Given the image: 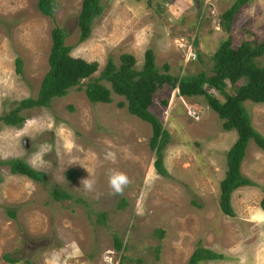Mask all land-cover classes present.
<instances>
[{
    "label": "rangeland",
    "instance_id": "374dc122",
    "mask_svg": "<svg viewBox=\"0 0 264 264\" xmlns=\"http://www.w3.org/2000/svg\"><path fill=\"white\" fill-rule=\"evenodd\" d=\"M35 2L0 0V114L20 98L36 95L48 66L52 26L63 29L71 55L97 61L92 76L108 57L118 64L123 52L131 53L139 68L148 48L158 71L208 72L222 37L231 33L236 42L259 40L264 33V0L243 4L229 31L219 17L232 0H99L101 12L83 40L76 23L81 0H56L51 16ZM189 43L192 60L185 59ZM254 59L264 63V53ZM81 80L48 105L21 109L24 117L17 125L0 120V264H187L196 246L223 254L197 264H264L259 206L264 150L248 140L239 171L254 184L231 191L234 214L226 215L218 206V181L236 132L221 127L203 95H179L166 83L153 92L148 108L168 131L161 149L165 173L160 174L148 143L150 123L119 106L124 97L112 91L109 102L89 101L83 91L86 78ZM225 89L232 91L229 83ZM243 104L251 125L264 136V102L246 99ZM12 158L42 171L43 180L10 172L3 161ZM68 168L76 172L72 179L64 174ZM111 170L131 178L123 196L111 194ZM88 177L96 181L95 192H86L81 183ZM52 188H63L71 197L56 199ZM5 208L14 209V216ZM101 212L104 218L97 220ZM113 235L121 241L119 250Z\"/></svg>",
    "mask_w": 264,
    "mask_h": 264
},
{
    "label": "trees",
    "instance_id": "16d2710c",
    "mask_svg": "<svg viewBox=\"0 0 264 264\" xmlns=\"http://www.w3.org/2000/svg\"><path fill=\"white\" fill-rule=\"evenodd\" d=\"M36 8L45 15H52L57 6L56 0H35ZM249 0H232L219 17L223 29L229 31L231 21L236 11ZM102 4L99 0H81L79 11L76 15L78 26V39L83 40L90 32L92 18L99 14ZM65 33L59 26L50 29V45L47 52V69L43 73L36 95L20 98L7 112L0 114V120L6 124H19L23 120L20 110L38 105H48L52 97L62 96L70 87H79L83 78V91L91 102H109L110 92L124 97L118 100L119 106L125 105L126 110L135 116L150 123L151 134L148 139L149 146L153 149V165L155 169L164 174L161 149L168 140V131L162 126L159 118L149 110L153 92L164 83L171 88L176 87L180 95L190 96L201 94L208 106L214 110L221 119V127L225 130L234 129L236 137L226 150V168L223 177L218 181V206L220 210L229 216L234 214L230 204V193L241 185H252L254 182L239 171V163L244 155L245 147L249 139L264 150V136L251 125L248 113L243 101L264 102V63L255 62V57L264 53V33L257 40L255 37L240 38L237 42L231 37V33L219 40L212 52V63L208 72L198 71L191 74L172 75L158 71L154 64L151 49L144 50L143 63L135 68L134 57L129 52H123L119 56L118 64L108 57L104 65L98 70L97 75L92 73L97 70L96 60H86L80 56L69 53L70 45L63 42ZM16 71L20 70V59L15 58ZM163 68L167 63L162 64ZM240 77L243 81L237 86L233 85ZM107 82L108 85L104 84ZM229 83L232 91H226ZM212 88L222 98L216 97L207 90ZM162 103L166 101L161 99ZM3 162L8 164L12 173L23 174L33 180L42 181L43 173L34 169L25 161L12 158ZM67 178L75 177L76 172L72 168L64 171ZM54 198H70L71 193L63 188H52ZM123 200L119 203L121 206ZM259 206L264 213V194L259 200ZM10 217L14 216V209L5 208ZM104 218V213L99 217ZM162 234L161 230L156 232ZM113 246L121 249V241L113 235ZM223 254L209 247L196 246L188 257L187 264H197L200 260L222 258ZM8 261H16L17 258L5 256ZM140 261L139 258L136 259ZM136 264V263H134Z\"/></svg>",
    "mask_w": 264,
    "mask_h": 264
},
{
    "label": "clouds",
    "instance_id": "9594fccd",
    "mask_svg": "<svg viewBox=\"0 0 264 264\" xmlns=\"http://www.w3.org/2000/svg\"><path fill=\"white\" fill-rule=\"evenodd\" d=\"M190 44V49H191V43ZM188 49V48H187ZM187 53V50H186ZM186 57V54H185ZM194 57L191 58H185L186 60H192ZM176 89V87H173ZM177 91V89H176ZM180 95V94H179ZM131 178L123 171L119 170H111L108 174V187L111 190V194L115 196H123L125 190L129 187L131 184ZM82 185L85 189L86 192H95V185L96 181L91 178H86L82 180ZM97 198H99V193H96Z\"/></svg>",
    "mask_w": 264,
    "mask_h": 264
},
{
    "label": "built area",
    "instance_id": "2783aa9c",
    "mask_svg": "<svg viewBox=\"0 0 264 264\" xmlns=\"http://www.w3.org/2000/svg\"><path fill=\"white\" fill-rule=\"evenodd\" d=\"M194 56H195V53L191 51L190 47H188L185 58H191V57H194Z\"/></svg>",
    "mask_w": 264,
    "mask_h": 264
},
{
    "label": "water",
    "instance_id": "95a60500",
    "mask_svg": "<svg viewBox=\"0 0 264 264\" xmlns=\"http://www.w3.org/2000/svg\"><path fill=\"white\" fill-rule=\"evenodd\" d=\"M25 139V138H24ZM24 142V141H23ZM24 145H27L26 143H24Z\"/></svg>",
    "mask_w": 264,
    "mask_h": 264
}]
</instances>
